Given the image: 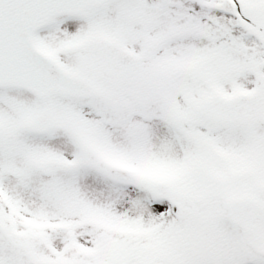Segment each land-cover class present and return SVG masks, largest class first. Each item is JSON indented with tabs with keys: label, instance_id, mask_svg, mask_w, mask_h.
Returning <instances> with one entry per match:
<instances>
[{
	"label": "snow or ice",
	"instance_id": "snow-or-ice-1",
	"mask_svg": "<svg viewBox=\"0 0 264 264\" xmlns=\"http://www.w3.org/2000/svg\"><path fill=\"white\" fill-rule=\"evenodd\" d=\"M0 264H264V0H0Z\"/></svg>",
	"mask_w": 264,
	"mask_h": 264
}]
</instances>
